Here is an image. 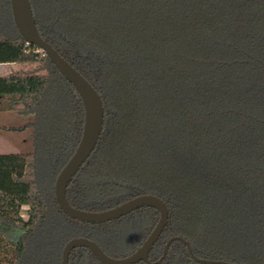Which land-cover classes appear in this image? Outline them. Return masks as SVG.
I'll return each instance as SVG.
<instances>
[{"label":"trees","instance_id":"obj_1","mask_svg":"<svg viewBox=\"0 0 264 264\" xmlns=\"http://www.w3.org/2000/svg\"><path fill=\"white\" fill-rule=\"evenodd\" d=\"M30 1L42 37L104 105L101 136L67 188L69 202L99 211L161 197L169 220L151 264H204L181 240L155 263L173 236L201 258L264 264V0ZM0 6L14 22L10 0ZM14 63L24 68L0 75V103L30 118L11 128L32 125L34 150L0 153V264H61L77 236L111 256L131 254L159 211L143 206L92 223L60 208L54 182L80 141L83 101L43 50L0 31V64ZM69 264L104 263L77 247Z\"/></svg>","mask_w":264,"mask_h":264},{"label":"water","instance_id":"obj_2","mask_svg":"<svg viewBox=\"0 0 264 264\" xmlns=\"http://www.w3.org/2000/svg\"><path fill=\"white\" fill-rule=\"evenodd\" d=\"M10 4L13 20L20 36L27 43L37 45L49 56L59 71L74 85L84 105L85 118L80 141L74 153L58 174L55 182V195L60 208L73 218L92 223H103L117 219L143 206L154 207L160 213L159 220L151 233L131 254L125 257H114L107 254L96 241L85 236H77L71 238L64 246L61 264H69L70 254L77 247L91 249L104 264H135L140 261H145L148 264L153 263L150 259V253L169 220L168 204L161 197L152 193H144L114 207L99 211L81 209L69 202L67 188L96 148L101 136L105 113L103 100L96 87L65 59L48 40L42 37L31 1L10 0ZM175 240L184 242L193 259L198 262L204 264H241L223 259L201 258L194 253L190 242L181 236H173L167 241L162 257L155 263L160 262L167 255L170 245Z\"/></svg>","mask_w":264,"mask_h":264},{"label":"rangeland","instance_id":"obj_3","mask_svg":"<svg viewBox=\"0 0 264 264\" xmlns=\"http://www.w3.org/2000/svg\"><path fill=\"white\" fill-rule=\"evenodd\" d=\"M0 31L8 36H16L18 34L14 22L10 17L5 16L0 6ZM24 68L22 64H11L4 66L0 64V75L13 73ZM30 118L25 117L15 110L1 105L0 103V153H29L34 150V130L32 125L24 128V130H14L12 126H19L27 123ZM38 162V179L43 180L45 171V158L39 153ZM47 173V172H46ZM55 184V182H54ZM28 206H24L22 214L27 218Z\"/></svg>","mask_w":264,"mask_h":264},{"label":"crops","instance_id":"obj_4","mask_svg":"<svg viewBox=\"0 0 264 264\" xmlns=\"http://www.w3.org/2000/svg\"><path fill=\"white\" fill-rule=\"evenodd\" d=\"M4 66L11 65V64H3Z\"/></svg>","mask_w":264,"mask_h":264}]
</instances>
